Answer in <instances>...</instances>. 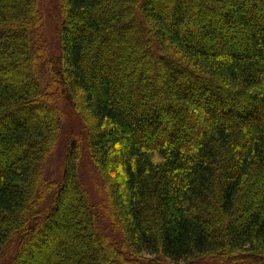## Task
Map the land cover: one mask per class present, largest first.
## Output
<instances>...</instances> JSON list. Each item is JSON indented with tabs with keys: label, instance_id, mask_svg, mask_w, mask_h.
I'll return each mask as SVG.
<instances>
[{
	"label": "trees",
	"instance_id": "1",
	"mask_svg": "<svg viewBox=\"0 0 264 264\" xmlns=\"http://www.w3.org/2000/svg\"><path fill=\"white\" fill-rule=\"evenodd\" d=\"M41 19L0 0V264H264V0H59L55 52Z\"/></svg>",
	"mask_w": 264,
	"mask_h": 264
},
{
	"label": "rangeland",
	"instance_id": "2",
	"mask_svg": "<svg viewBox=\"0 0 264 264\" xmlns=\"http://www.w3.org/2000/svg\"><path fill=\"white\" fill-rule=\"evenodd\" d=\"M189 5L190 3L188 6ZM39 12L42 17L40 42H44L48 45V49L50 47L51 49H54L55 52L57 49V43L54 31L58 27L57 20L59 16V0H39ZM54 89L55 87H53L52 91ZM77 98L79 103L80 96L78 95ZM58 105L61 112L59 133L55 147L50 153L44 169V176L48 179L60 178L67 147L73 140L77 139L79 135H81L80 132H82L83 128L80 119L70 108L73 106L72 102L69 101L68 103L67 101H63ZM83 116L84 118L87 117L84 114ZM78 174L83 188L89 195L91 204L96 206L97 203L99 204L101 202L103 192L100 186V179L93 165L89 161L88 156H82L78 167ZM99 226L104 232L111 234L112 231L110 226L101 222L99 223ZM147 258L153 260L154 264H169L168 260L160 256H150Z\"/></svg>",
	"mask_w": 264,
	"mask_h": 264
}]
</instances>
